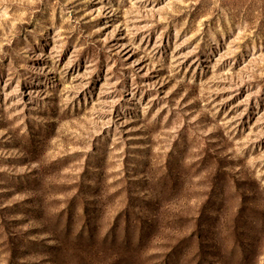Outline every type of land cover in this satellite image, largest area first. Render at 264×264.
I'll list each match as a JSON object with an SVG mask.
<instances>
[{
  "label": "rangeland",
  "instance_id": "obj_1",
  "mask_svg": "<svg viewBox=\"0 0 264 264\" xmlns=\"http://www.w3.org/2000/svg\"><path fill=\"white\" fill-rule=\"evenodd\" d=\"M0 264H264V0H0Z\"/></svg>",
  "mask_w": 264,
  "mask_h": 264
}]
</instances>
